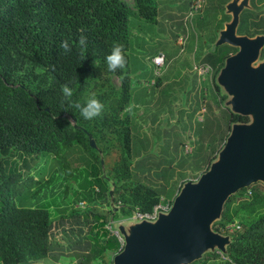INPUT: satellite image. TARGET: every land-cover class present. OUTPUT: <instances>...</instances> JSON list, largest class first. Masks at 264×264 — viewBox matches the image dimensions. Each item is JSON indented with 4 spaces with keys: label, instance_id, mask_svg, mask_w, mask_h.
I'll return each instance as SVG.
<instances>
[{
    "label": "trees",
    "instance_id": "16d2710c",
    "mask_svg": "<svg viewBox=\"0 0 264 264\" xmlns=\"http://www.w3.org/2000/svg\"><path fill=\"white\" fill-rule=\"evenodd\" d=\"M263 14L264 0H249V8L239 14L235 34L264 36ZM156 15L157 7L150 0H132V8L124 0H0V264H39L48 257L56 260L61 256L56 249L64 250L73 264H92L107 252L121 250L117 238L105 228L108 214L130 217L134 211L150 213L159 204L171 206L182 185L176 184L172 169L163 173V184L157 187L134 181L131 174L133 161L137 169L153 154L147 150L149 138L139 139L129 125L130 25L141 23L138 18L147 23ZM81 35L87 38L83 59L75 43ZM64 40L69 41L70 52L60 47ZM114 44L123 45L124 71L108 70L106 57ZM236 52L237 48L221 44L201 59L211 69L215 94L219 93L215 77L224 60ZM258 58L264 60V45ZM111 77L117 79V87ZM64 84L73 89L72 100L82 105L97 98L103 104L102 114L84 119L63 100ZM221 114L223 124L214 119L213 133L206 125L209 120L204 122L212 134L209 141H214L213 146L203 147L206 170L215 159L216 139L224 140L222 132L228 134L232 124L249 123L244 114ZM205 130L203 126L197 130L199 140ZM87 135L95 149L89 147ZM9 150L51 157L53 163L77 152L83 174L71 195L83 207L76 205L65 216L52 218L46 205L22 201L16 205V185L22 182L29 189L35 182L5 171L2 155ZM99 204H106L107 212L100 211ZM240 213L245 215L241 229L232 223ZM229 224L238 229L228 231ZM210 228L228 237L221 258L206 253L189 264H208L207 259L217 264H264V186L252 183L228 195L219 219ZM53 230L60 233L63 246L53 241Z\"/></svg>",
    "mask_w": 264,
    "mask_h": 264
},
{
    "label": "rangeland",
    "instance_id": "374dc122",
    "mask_svg": "<svg viewBox=\"0 0 264 264\" xmlns=\"http://www.w3.org/2000/svg\"><path fill=\"white\" fill-rule=\"evenodd\" d=\"M124 1L130 8H132V0ZM255 1L257 2L258 0ZM195 16H197V14H195L190 21H186L187 25L191 23ZM131 28L133 29L131 30ZM130 30L131 33L133 32L136 34L135 37L130 35V42H132L134 55H132L130 51L128 54V73L131 79V84L133 85L136 81H142L143 78H145L144 75H147L146 67L147 64H149V59H147V57L156 50L162 49V47L160 44L151 45L150 41H148L146 23H135L134 25H130ZM144 41L145 43H142ZM134 43L136 44L134 45ZM234 45H236L235 47L238 49V43H235L234 41ZM263 45L264 36H257L256 48L251 54L245 55L244 57L242 56V58L230 57L228 60H231L229 63L232 70L229 74L226 73L227 75H223V69L228 60L224 61L223 67L214 80L219 88L218 94H215L213 91L210 81L211 75L199 76L201 91L189 90L191 94L193 93L191 99L194 101L190 110L186 112V121L184 118H181L182 115L185 114L184 111L179 110L180 107L184 109L185 106L184 104H181L180 107L178 105L179 101L183 100V97L186 95L183 93H181V96L179 94L178 98L176 96L175 98L169 99V97L166 96L167 108H164V106L159 107V105L156 106L154 101L151 100L150 106H148V111H145L144 107H141V109L140 107L134 109V111L140 109L138 111L140 113L139 118H135L133 116L135 113L130 114L128 111L130 115L129 125H131L132 132L135 133L134 135H138L139 139H143V136L148 135L147 137L149 138V141H147V148L151 149L150 151L152 154L157 153L155 152L156 148L163 152L168 146L174 148L175 151L174 158H172L170 162L161 159H153L152 155H150V157H147L146 163L139 165V168L137 167L136 169L134 165H136L135 163L137 162L133 161L131 174L135 176L134 181L157 187L163 184V173H166L167 169L170 168L175 174L174 178L176 184H182L177 195H179L184 189L186 195L184 200H186L191 193L198 191L201 186L214 175L224 174L228 177L227 170L237 155L236 148L239 144L240 137H242L241 135L234 141V146L231 150L232 152L226 155L224 170L221 171V167L216 168L215 165L220 159L221 153L227 151L226 146L231 131L236 127L245 128L248 124H233L230 125V132L228 134L222 132L224 140L221 141L220 139H216L217 143L214 144V150H216V153H214L215 159L210 163L207 170L204 167V159L202 160L207 154V151H205L207 148L204 149L205 153H203V147H205V145L209 147L210 145L213 146L214 141H209V135H212L211 132L213 133V129H215L214 119H217L220 125L223 124L224 118H222V112L229 111L244 114L249 117L246 113L247 107L256 105L257 107L264 109L258 104L252 103V95L246 90L245 81L236 68V64H239L242 72L249 78V80L254 84L257 83L251 79L252 77L249 70L253 67L258 68V65L264 66V60H259L258 58L259 51ZM167 61L168 56L165 57L164 63ZM250 63L252 65H250ZM169 64L170 66L167 73L168 75L175 76V63L170 62ZM151 74H154L153 69L150 70L149 76ZM111 82L114 87H117L118 81L115 77H111ZM172 86L175 87L174 84H171L167 89L169 90V93L174 92ZM144 87L147 88V82ZM153 87H155L154 83L148 88L152 89ZM245 94L251 96V99H247ZM173 100L176 104L173 103ZM188 105H190V103ZM155 108L158 112L156 110V112H154L156 114L153 115L152 111H154ZM196 110L199 112L194 115ZM205 120H209L206 125L211 132L207 130V126L204 123ZM249 121L251 122L250 117ZM150 123L154 124L151 128H149ZM202 126L206 128V135H202L199 140L197 130ZM263 126L264 124L260 128ZM254 135L250 138H255ZM186 146L192 148L191 154L189 153L190 155L184 154L183 152L184 147ZM197 147L200 148V150ZM63 153L64 151L59 153L55 157L56 160L58 156ZM77 155V152L74 154H67L63 156L61 162L55 161V163H53L51 157L45 158L39 155H25L14 150H9L6 154L2 155V164L5 166L6 172H17L20 180H26V182L27 180H32L35 182L33 186H29V189H25L27 186H23L21 184L22 182L16 185L14 191L16 195V205H21V201L25 205H46L52 218L59 215L65 216L70 208H76L77 203H74L71 192L75 189L77 182L81 180L83 174V172L79 171L83 168L79 160H76ZM112 157L108 158V161L111 160ZM172 163L174 164L173 167H166L167 165L172 166ZM181 163L182 165L177 168V165ZM251 171V175L245 174V181L242 184V187L252 183H259L264 186V147L256 156ZM111 190L112 189H109V192ZM21 193H23V195L19 198ZM229 194L231 193L222 194L212 208V215L203 220L200 227L201 240H188L181 244L178 247V250L182 255L174 257L170 264H189L194 260L202 258L206 253H214L219 257L221 256L220 254L223 253L228 237L214 233L210 227L213 222L219 219L222 204ZM177 195L173 198L170 209L173 207V203L178 197ZM180 203L176 206L180 205ZM110 204L111 202L109 201V205ZM98 206L100 211L107 212L108 206L106 204H99ZM116 206L118 208L120 205ZM114 211L116 213L117 209ZM111 215H107L108 224H106L105 228L111 231L110 233L112 235L117 236L120 239V243H122L121 250L117 252H107L102 260H96L92 264H120L125 258L136 257L139 241L143 238H154L159 234L160 229L166 225L171 217L169 211L159 214L154 220L150 221H136L132 220L131 216L125 217L121 214H118L113 218ZM241 218H245L243 213H240L232 222L238 224L240 229L243 225ZM156 224H158V227L160 228L157 233L153 230ZM52 233L53 241L58 242L59 245L63 246L65 243L60 239V233L56 230H53ZM55 253L61 254V256L56 260L48 257L45 261L40 262L39 264H73V260L66 257L67 253L64 250L56 249ZM207 261L208 264H217L216 261H212L211 259H207Z\"/></svg>",
    "mask_w": 264,
    "mask_h": 264
},
{
    "label": "crops",
    "instance_id": "0c3cea01",
    "mask_svg": "<svg viewBox=\"0 0 264 264\" xmlns=\"http://www.w3.org/2000/svg\"><path fill=\"white\" fill-rule=\"evenodd\" d=\"M150 1L157 7L156 17L151 21H147V23L141 18H138L137 22L147 24L148 41H150L151 45L160 44L162 49L156 50L147 57V59H149V64H147L146 67L147 75H144L145 78H143L142 81H136L131 86V98L128 111L130 114L135 113L133 115L135 118H139L140 113L138 111L141 107H144V110L148 111V106H150L151 100L154 101L156 106L159 105V107L164 106V108H167L166 96H168L169 99L175 98L176 96L178 98L179 94L181 96V93H183L186 95L183 97V100L179 101L178 105L180 107L181 104H184L185 108L183 109L180 107L179 110L184 111L185 114H183L181 118H184L186 121V112L190 110L194 101L191 99L193 93L191 94L189 90L201 91L200 79L193 71V66L199 64L208 66L207 64L202 63L201 59L204 55L210 52L214 46L224 44L235 47L236 45H234V41L237 43L239 38H246L244 36H237L235 34V29L240 12L243 9L249 8V0H203L202 9L188 25L186 21H190L194 15L190 19H185L188 10V3L186 0ZM135 35V33H131V36L135 37ZM142 43H145V41ZM130 44V53L134 55L132 42H130ZM135 44L136 43H134V45ZM157 53H163L165 57L168 56V61L164 63L158 76H155L154 74L149 76L151 69L155 72V68L151 63V58ZM229 58L224 61H227ZM170 62L175 63V76L168 75L167 73ZM146 82L147 88L144 87ZM151 83H154L155 86L152 89L148 88ZM171 84H174L175 86H172L173 93H169V90H167ZM189 103L190 105H188ZM138 107H140V109L134 111V109ZM156 110L157 109L155 108V110L152 111L153 115L156 114L154 113ZM197 110L194 115L199 112ZM153 125V123H150L149 128ZM147 150L151 149L147 148ZM191 151L192 148H190V154ZM155 152L157 153L152 155L153 159L166 160V162H170L171 159L174 158L175 153L174 148H171V146L166 147L163 152L156 148ZM173 166V163L172 166L169 165V167Z\"/></svg>",
    "mask_w": 264,
    "mask_h": 264
},
{
    "label": "water",
    "instance_id": "95a60500",
    "mask_svg": "<svg viewBox=\"0 0 264 264\" xmlns=\"http://www.w3.org/2000/svg\"><path fill=\"white\" fill-rule=\"evenodd\" d=\"M240 76L245 81V88L252 95V103L264 108V94L258 83L251 80L236 64ZM255 138L240 137L236 148L237 155L229 165L227 174H216L208 179L201 188L189 195L174 208L170 219L154 238H143L137 246V256L125 258L120 264H170L176 256H181L178 247L188 240L200 241V227L204 219L212 215V208L224 193H234L241 188L245 174H252L251 167L256 156L264 147V126L255 132ZM88 145L95 149L90 135ZM111 195V191L109 192ZM230 195V194H229Z\"/></svg>",
    "mask_w": 264,
    "mask_h": 264
},
{
    "label": "bare ground",
    "instance_id": "6f19581e",
    "mask_svg": "<svg viewBox=\"0 0 264 264\" xmlns=\"http://www.w3.org/2000/svg\"><path fill=\"white\" fill-rule=\"evenodd\" d=\"M256 42H257V37L247 39V38H239L237 43H238V52L236 53L234 57L242 58L245 55L251 54L255 48H256ZM231 60L227 61V64L225 65L223 69V75H227L231 72L232 68L230 63ZM247 64V63H246ZM250 65H252L250 63ZM259 66V67H258ZM256 67H253L249 70L251 74V79L257 82L263 91L264 94V66L263 65H258ZM227 73V74H226ZM245 97L247 99H251V96L245 94ZM246 113L249 115L251 118V122L249 121L248 126L245 128H234L229 136V139L227 141V146L226 149L227 151L221 153L220 159L216 163V168L221 167V171L224 170V161L226 159V155L232 152V148L234 146V141L238 138V136H243V137H253L254 133L264 124V109H261L257 107L256 105H251L246 108ZM178 197L176 198L175 202L173 203V207L169 210V213L172 214L174 211V208L176 205L180 202H182L186 195H185V190L183 189ZM154 232H158L159 227L158 224H156L153 228Z\"/></svg>",
    "mask_w": 264,
    "mask_h": 264
},
{
    "label": "clouds",
    "instance_id": "9594fccd",
    "mask_svg": "<svg viewBox=\"0 0 264 264\" xmlns=\"http://www.w3.org/2000/svg\"><path fill=\"white\" fill-rule=\"evenodd\" d=\"M80 49L81 58H84L85 51L87 49V38L83 35L79 37V40L75 42ZM60 47L65 53L70 52L72 47L69 41L64 40L61 42ZM106 63L108 70L115 72L118 68L121 71L126 69V60L124 58V50L122 44H114L111 53L106 57ZM61 94L63 100H67L70 107L76 108L80 111L81 116L84 119H93L99 116L103 112V104L95 97H91L83 105L79 102L72 100L74 91L68 84L61 86Z\"/></svg>",
    "mask_w": 264,
    "mask_h": 264
},
{
    "label": "built area",
    "instance_id": "2783aa9c",
    "mask_svg": "<svg viewBox=\"0 0 264 264\" xmlns=\"http://www.w3.org/2000/svg\"><path fill=\"white\" fill-rule=\"evenodd\" d=\"M203 5V0H189L188 3V10L185 16V19H190L193 15L197 14L200 10L201 7ZM164 62H165V55L163 53H157L153 58H151V63L155 68V72L154 75L158 76L161 69L164 66ZM193 71L198 75V76H202V75H211V69L206 66V65H195L193 66ZM152 85V83H151ZM150 85V86H151ZM184 154H189L190 153V148L188 146L184 147L183 150ZM79 208L83 207V203H79L78 205ZM170 207L167 203L165 204H159L156 205L155 207H153L152 211L150 213H140L137 211L132 212L131 218L132 220H136V221H150V220H154L159 214H163L166 213L170 210ZM226 229L228 231H231L233 229H238V226L234 225V224H229L228 226H226ZM119 242L120 248L122 247V243H120V239L115 236Z\"/></svg>",
    "mask_w": 264,
    "mask_h": 264
}]
</instances>
